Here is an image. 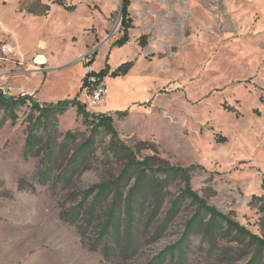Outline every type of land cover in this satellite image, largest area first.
<instances>
[{"label":"rangeland","instance_id":"obj_1","mask_svg":"<svg viewBox=\"0 0 264 264\" xmlns=\"http://www.w3.org/2000/svg\"><path fill=\"white\" fill-rule=\"evenodd\" d=\"M53 1L0 0V87L33 92L42 104L75 96L85 102L88 71L107 62L112 69L129 60L134 66L105 77L104 103L88 109L110 113L115 134L100 128L74 162L91 129L76 106L58 114L48 173L42 122L39 144L26 157L29 107L16 123L0 108V264H158L178 242L198 204L184 198L166 220L186 181L152 170L150 179L162 181L160 199L153 183L140 182L146 194L135 196L128 220L123 202L133 175L122 183L119 219L100 237L113 188L91 215L97 189L84 192L120 175L124 155L113 138L151 169L198 165L189 174L199 196L264 236L263 213L249 205L264 195V0H131L133 27L123 47L113 45L123 35L122 0H65L74 11ZM38 54L48 62L36 63ZM69 130L76 138H65ZM233 236L198 226L180 264H246L254 247L238 246ZM162 264H171L170 256Z\"/></svg>","mask_w":264,"mask_h":264},{"label":"trees","instance_id":"obj_2","mask_svg":"<svg viewBox=\"0 0 264 264\" xmlns=\"http://www.w3.org/2000/svg\"><path fill=\"white\" fill-rule=\"evenodd\" d=\"M53 2L60 6H63L67 11H74L77 8L75 4L68 5L65 0H54ZM130 5L131 0L122 1L121 16L123 35L113 42V45L115 47H123L130 41L129 30L133 27V18L129 9ZM144 38L145 36H143L141 39L142 44H145L146 42ZM91 64L92 62H90L88 66ZM133 66L134 61L129 60L122 62L115 69H112L110 64L107 62L105 67L102 68L100 71L92 70L86 73L83 78L81 90H83L86 85H88L90 76H95L98 79V82H100L107 76H125L129 73ZM70 105L76 106L78 113L83 116L84 123L87 124L91 129L90 137L78 147L75 154L71 157L70 162H74V160H76L80 156H83L93 147L94 143L92 136L95 132H98L100 128H104L115 134L112 115L110 113H93L89 111L87 104L85 102L80 101L78 96H75L73 99L59 100L56 103L51 102L42 104L31 95L22 96L20 94H7L4 93V90L2 89V87H0V108L4 111L6 117H8L12 123H16L19 119L18 111L22 107H29V113L26 117L27 121H29V130L25 142L26 157H28L29 154L35 149V146L39 144L41 135L38 132L37 127L38 124L42 122L43 127L45 128L47 133V152L45 153V160L48 163V165L46 166L47 168L45 170L47 173L50 171L49 165L53 153L51 133L52 125H54L58 121V114L64 113ZM127 113V110L117 111V114L119 116H123ZM65 138L74 139L76 138V134L69 130L66 132ZM113 140L116 142V146L124 155V166L120 175L114 181H107L96 184L84 192L88 194L97 189L94 198L88 206V213L91 215L95 210V207L98 202H100L106 195V192L110 188H113V200L107 213L105 214V221L99 231L100 237L108 236L111 232V229L115 226L116 221L119 219V216L121 214V211H119V206H121L122 204L123 196V182L128 181L133 175L137 176L135 185L130 189L129 194L126 196V200L123 202L128 220H131L132 222L133 202L136 198L135 196L145 197L146 194L143 191H140L138 187L140 182L145 181L146 188L149 186V184L153 183V188H155L154 193L156 195V199L159 200L161 196L162 181L158 178H156L154 181L151 180L148 170H152L155 173H181L186 181L185 188L183 189L182 193L176 199H174L173 205L169 211V215L167 216L166 220L170 217L171 214L175 212L180 202L184 198L192 199L198 204V208L196 213L187 221L185 230L181 238L178 240L177 243L168 246L164 250V252H162L157 257V263L162 264L165 257L170 256L171 264H180L185 254V248L189 244L194 233L196 232V228L198 226H204L205 232L207 234L215 232L218 230V228L223 227L225 228V233L234 232V236L231 239L233 243L237 244L238 246L254 247L251 258L246 264H264V260L263 262H261L264 257V236H260L252 232L245 225L232 218L229 214H225L218 210L216 207L208 204L207 200L200 197L199 194L192 188L189 171L193 168L199 167L198 165H191L185 168L180 166H170L167 168L159 167L157 169H151V166L147 159L139 160L133 150L126 146L122 141H116L115 138H113ZM220 140L224 141L225 138H221ZM249 205L253 208H258V210L263 213L262 219L264 222V195H253L249 202ZM73 212L74 214H76V216L79 215L80 208H74ZM63 216V218L69 219L67 215ZM202 216L208 217L205 223H203ZM115 237L117 238V235H115ZM233 247L234 245L232 246V248ZM177 254H179V256L176 259Z\"/></svg>","mask_w":264,"mask_h":264},{"label":"built area","instance_id":"obj_3","mask_svg":"<svg viewBox=\"0 0 264 264\" xmlns=\"http://www.w3.org/2000/svg\"><path fill=\"white\" fill-rule=\"evenodd\" d=\"M104 79L101 80L100 82H98V79L95 76L89 77V83L84 88V93L87 97L85 103L87 104L88 109H96L99 107V105L104 103L105 98H106V94L108 92V88H107V85H106ZM2 89L4 90V93L13 94L9 89H5L3 87H2ZM32 93L33 92H28V93L21 92L20 95H22V96H26V95L33 96L34 93L33 94Z\"/></svg>","mask_w":264,"mask_h":264},{"label":"bare ground","instance_id":"obj_4","mask_svg":"<svg viewBox=\"0 0 264 264\" xmlns=\"http://www.w3.org/2000/svg\"><path fill=\"white\" fill-rule=\"evenodd\" d=\"M48 62V58L45 54H38L36 57V63L44 64Z\"/></svg>","mask_w":264,"mask_h":264},{"label":"water","instance_id":"obj_5","mask_svg":"<svg viewBox=\"0 0 264 264\" xmlns=\"http://www.w3.org/2000/svg\"><path fill=\"white\" fill-rule=\"evenodd\" d=\"M123 1V0H122ZM33 94V93H32Z\"/></svg>","mask_w":264,"mask_h":264}]
</instances>
